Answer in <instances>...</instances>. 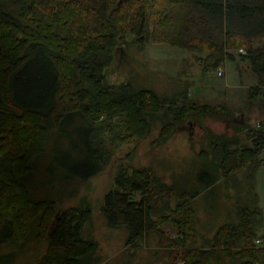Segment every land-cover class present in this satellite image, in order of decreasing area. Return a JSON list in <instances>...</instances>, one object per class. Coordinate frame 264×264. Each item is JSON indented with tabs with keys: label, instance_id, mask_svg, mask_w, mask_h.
<instances>
[{
	"label": "trees",
	"instance_id": "16d2710c",
	"mask_svg": "<svg viewBox=\"0 0 264 264\" xmlns=\"http://www.w3.org/2000/svg\"><path fill=\"white\" fill-rule=\"evenodd\" d=\"M127 33L140 46L149 38L186 46L187 40L198 36L197 45L191 46L206 49L205 57L214 66L232 55L230 48L243 46L245 53L240 54L259 81L251 89L260 91L264 85V38L254 43L264 34V0H0V242L22 238L18 246L25 247L38 217L36 234L48 240L38 264L97 260L96 243L79 235L88 209L72 206L57 212L54 201L32 198L25 183L32 159L45 149L48 135L61 130L66 117L75 116L83 123L85 146L99 155L94 130L111 127L114 116L124 125L126 137L143 136L150 116L164 111L167 119L160 137H167L196 112L216 113L209 104L165 106L150 88L106 82L104 69L114 50L123 47ZM34 57L47 61L51 80L19 94L24 68ZM250 136L251 145L234 148L225 140L219 148L211 138L218 148L202 149L198 190L193 192L178 181H163L147 167L131 173L120 170L102 207L109 224H123L131 241L164 220L172 221L178 231L173 242L181 248L171 264H264V245L256 242L264 238L258 232L264 210L255 198L239 203L237 221L222 222L210 237L202 238L201 245L185 246L194 232L191 199L198 193L209 209L218 206L210 204V197L214 191L218 194L220 176L225 181L261 149L263 132L252 130ZM99 168L95 164L81 175L90 176ZM171 198H175L172 206ZM152 213L158 216L152 218ZM55 214L59 217L53 225ZM15 256V251L0 253V261Z\"/></svg>",
	"mask_w": 264,
	"mask_h": 264
},
{
	"label": "rangeland",
	"instance_id": "374dc122",
	"mask_svg": "<svg viewBox=\"0 0 264 264\" xmlns=\"http://www.w3.org/2000/svg\"><path fill=\"white\" fill-rule=\"evenodd\" d=\"M257 37L255 44L262 41L264 34ZM198 39V36L191 38L186 46H180L169 40L149 38L140 46L131 41L132 34L127 33L122 39L123 47L114 50L104 69L105 80L115 84L128 82L131 89L150 88L165 101V106L209 104L216 108V113L196 112L167 137H160L161 126L167 119L164 111L150 116V127L143 136L126 137L124 125L114 116L109 122L111 127L94 130L92 140L99 155L86 148L83 123L75 116H68L61 126L62 131L51 132L45 149L32 159L30 175L25 182L32 198L54 201L57 212L72 206L88 209L79 235L96 243L95 264H171L175 251L181 248L173 242L178 231L170 220L160 222L156 228L131 241L127 240L128 231L123 224H109L102 207L105 194L116 186L115 176L120 170L131 173L134 168L147 167L163 181H178L193 192L198 190L202 149H217L218 145L220 148L223 140L229 148L251 145L252 130L260 129L264 137V85L260 91L251 89L259 81L249 61L241 56L245 48H230L232 55L214 66L213 60L205 57L206 49L192 47L191 43L197 45ZM24 70L25 76L17 90L19 94L20 91L29 92L35 84L51 80L52 70L42 58L34 57ZM36 76L39 79L36 80ZM211 138L218 142L217 147L210 143ZM95 164L100 166L98 171L86 177L81 175ZM219 180L216 183L218 194L212 193L222 202L218 212L211 211L198 193L191 199L194 232L186 247L203 244L202 238L210 237L222 222L237 221L239 203L255 198V203L264 210V138L254 158L225 181L222 176ZM169 203L174 205L175 198ZM151 215L152 218L158 216ZM54 217L53 225L59 215ZM37 220L38 217L33 221L25 247L18 246L22 238L0 242V253L15 251L17 255L11 261L1 260L0 264L40 262L48 240L38 238ZM258 230L264 234V223ZM257 239L264 245V238Z\"/></svg>",
	"mask_w": 264,
	"mask_h": 264
},
{
	"label": "crops",
	"instance_id": "0c3cea01",
	"mask_svg": "<svg viewBox=\"0 0 264 264\" xmlns=\"http://www.w3.org/2000/svg\"><path fill=\"white\" fill-rule=\"evenodd\" d=\"M244 120V119H243ZM219 196L218 195H211V200H210V204L212 205V204H216V205H218V206H211V211L214 209L216 212H218V210H219V205L220 204H222V202H221V200H219V198H218Z\"/></svg>",
	"mask_w": 264,
	"mask_h": 264
},
{
	"label": "built area",
	"instance_id": "2783aa9c",
	"mask_svg": "<svg viewBox=\"0 0 264 264\" xmlns=\"http://www.w3.org/2000/svg\"><path fill=\"white\" fill-rule=\"evenodd\" d=\"M219 72H220V71H219ZM256 240H257L259 243H262V242H260V240H259V239H256ZM257 241H256V242H257Z\"/></svg>",
	"mask_w": 264,
	"mask_h": 264
}]
</instances>
